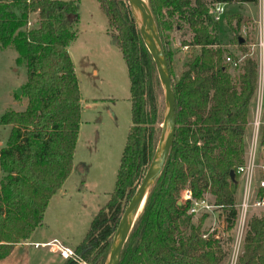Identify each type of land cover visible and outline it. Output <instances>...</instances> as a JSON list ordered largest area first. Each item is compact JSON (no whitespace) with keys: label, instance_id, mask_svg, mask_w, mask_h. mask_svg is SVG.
Wrapping results in <instances>:
<instances>
[{"label":"trees","instance_id":"trees-1","mask_svg":"<svg viewBox=\"0 0 264 264\" xmlns=\"http://www.w3.org/2000/svg\"><path fill=\"white\" fill-rule=\"evenodd\" d=\"M95 1L107 20L110 42L126 66L130 97V126L113 190L74 249L87 264H104L124 209L154 155L164 92L127 0ZM147 3L171 77L175 129L162 171L122 247L119 264H225L236 218V168L243 164L257 61L241 36L234 38L238 53L220 44L211 10L217 4L258 6L259 1ZM78 21L77 0H0V47H11L16 65H25L27 72L21 87L25 110L0 116V127L9 128L0 149V261L41 225L50 198L72 170L81 107L67 47L77 37ZM182 23L191 39L181 47L198 51L174 79L168 39ZM225 24L233 33L252 25L253 33L252 21L240 14L225 17ZM251 31H246L247 37ZM241 56L245 57L238 68L225 62L226 57ZM185 189L192 199L220 207L224 238L209 232L208 215L194 218L187 213L190 202L180 200ZM238 264H264V218H250Z\"/></svg>","mask_w":264,"mask_h":264},{"label":"rangeland","instance_id":"rangeland-1","mask_svg":"<svg viewBox=\"0 0 264 264\" xmlns=\"http://www.w3.org/2000/svg\"><path fill=\"white\" fill-rule=\"evenodd\" d=\"M77 1L79 2L77 37L71 43L69 53L79 80L81 129L84 134H80L74 161L76 163L79 160L83 161L87 165V170L82 174L73 173L70 176L65 184L66 196L58 197L50 202L45 212L44 223L40 226L43 236H54L59 240L63 238L72 248L82 241L92 217L108 201L130 126L129 83L121 53L110 43L107 20L99 10L97 2L95 0ZM203 1L208 2V0ZM260 4L262 5V2ZM247 5L248 9H244V6H225L226 14L215 21V27L221 45L238 53L234 38L241 36L248 43V51L255 56L258 51L256 45L259 34L264 39V9L262 10L260 5ZM141 11L142 16L146 18L143 9ZM235 13H242L240 15L245 20H251L249 17L253 18L251 20L253 33L250 28L252 25L246 30L251 31L249 37L246 36L244 27L234 33L227 28L225 17L229 18L236 15ZM32 23H34L33 20ZM190 39L191 33L187 25L183 23L169 33L168 41L172 52L171 70L174 79L178 77L185 61L198 51L196 48L181 47L182 41ZM86 55L97 67L96 79L79 72V62ZM15 60L16 52L11 47L5 49L0 47V116L6 111L22 112L27 105L22 91L20 96L14 93L17 89L21 90L27 80L25 65H16ZM164 112L165 101H163L162 122ZM250 115L251 109L249 118ZM246 129L248 132V126ZM8 132V127H0V149L6 145ZM94 133L100 136L96 142ZM85 134L91 142L89 149L85 146V142L83 143ZM218 214L219 211L215 214L214 223L208 218L207 225L217 227L218 233L224 238L222 232L224 225L220 227L222 217L219 218ZM56 258V262L49 264H56L62 260Z\"/></svg>","mask_w":264,"mask_h":264},{"label":"built area","instance_id":"built-area-1","mask_svg":"<svg viewBox=\"0 0 264 264\" xmlns=\"http://www.w3.org/2000/svg\"><path fill=\"white\" fill-rule=\"evenodd\" d=\"M258 1V5L263 10V0ZM260 2H262V5ZM211 14L213 20L218 21L219 17L224 14L223 4L214 5ZM256 46L258 51L254 58L257 61V81L255 94L252 99L251 115L247 123L249 129L243 164L236 168V175L238 177V194L235 203L236 218L234 228L231 231V241L225 264L239 263L243 240L250 218H264V144H262L264 139V39L261 37V34H259ZM182 48L187 49L186 46ZM244 57L241 56L236 60L226 57L225 62L235 69L238 68ZM180 200L190 202L187 213L194 218L206 214L214 223L216 219L215 214L217 211H220V207L214 206L206 199H192L188 189L181 192ZM223 225L224 221L222 217L220 227H223ZM217 230V227L215 228L214 225H211L209 232L216 231L215 238L219 239L221 236ZM32 245L36 249H47V251L57 255L62 260H71L76 264H87L76 254L74 248L64 245L58 239H52L44 243H34Z\"/></svg>","mask_w":264,"mask_h":264},{"label":"water","instance_id":"water-1","mask_svg":"<svg viewBox=\"0 0 264 264\" xmlns=\"http://www.w3.org/2000/svg\"><path fill=\"white\" fill-rule=\"evenodd\" d=\"M127 3L142 41L156 65L164 92L165 112L154 155L138 188L124 209L104 264H119L122 247L143 210L152 186L162 171L173 142L175 129V97L172 91L171 77L150 8L146 0H127ZM142 9L146 18L142 16ZM14 93L20 96L21 90L17 89ZM231 177H233V173H231Z\"/></svg>","mask_w":264,"mask_h":264},{"label":"crops","instance_id":"crops-1","mask_svg":"<svg viewBox=\"0 0 264 264\" xmlns=\"http://www.w3.org/2000/svg\"><path fill=\"white\" fill-rule=\"evenodd\" d=\"M263 5H264V0H263ZM225 6H227V5H223V9L225 8ZM233 6L234 7L235 6H240V7L244 6V9H248V7H249L247 4L231 5V7H233ZM224 14H226L225 9H224ZM235 14H237V13H235ZM238 14H242V13H238ZM249 18L251 20H253V18H251V17H249ZM70 45L67 47V52H68L69 57H70V53H69ZM70 60H71V57H70ZM72 65H73L75 76L77 78V70H76V67H75L73 62H72ZM79 72H81V74H83L84 76H87V77L92 78V79H96L97 76H98L97 67L95 66V63L92 62L89 59V57H87V55L85 57H82L80 62H79ZM77 81H78V84H79V80L78 79H77ZM81 111H82V108H81ZM81 111H80V124H79V128H78L76 147H75V152H74V155H73V158H72V170H71V173L68 176V178L65 180V182L63 183L61 188L58 190V192L56 194H54L50 198V200H49V202L47 204V207H46V209L44 211L41 225H43V223H44L45 212L47 211V208H48L50 202L54 201L58 197L66 196L67 192H66V189H65V184L67 183V181L70 178V176L73 173L82 174V173H84L85 170H87V165L85 163H83V161L79 160L77 163L74 161V158L76 156L77 146H78V143H79V137H80V134L83 132L82 129H81ZM82 134H84V133H82ZM86 137H87V134L83 135V143L85 142L84 143L85 146L87 147V149H89V146L91 145V142L89 141V137L88 138H86ZM99 138H100V136L97 135V133H94L95 142ZM90 139H92V136H90ZM83 185L85 186V181H84ZM40 226H38L34 230V232L31 234V236L29 237V239L26 242L18 244L17 246H15V248L13 249L11 254L7 258L1 260L0 264H49L50 262H52V263L56 262V259H57L56 257H58L57 255L50 253L49 251H47V249H45L46 251L43 248L42 249L41 248L36 249L32 245L34 243H44V242L50 241L52 239H58L59 240V238L54 237V236H50V237L43 236L42 232L40 231L41 230ZM60 241L64 245L68 246L63 238ZM76 246L77 245H75L73 248L75 249ZM62 262L63 261L60 260V262H57L56 264H62Z\"/></svg>","mask_w":264,"mask_h":264},{"label":"bare ground","instance_id":"bare-ground-1","mask_svg":"<svg viewBox=\"0 0 264 264\" xmlns=\"http://www.w3.org/2000/svg\"><path fill=\"white\" fill-rule=\"evenodd\" d=\"M139 210V209H138Z\"/></svg>","mask_w":264,"mask_h":264}]
</instances>
